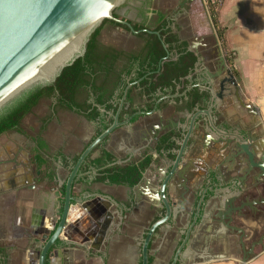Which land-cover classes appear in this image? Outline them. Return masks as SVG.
Returning <instances> with one entry per match:
<instances>
[{
	"label": "flooded vegetation",
	"instance_id": "obj_1",
	"mask_svg": "<svg viewBox=\"0 0 264 264\" xmlns=\"http://www.w3.org/2000/svg\"><path fill=\"white\" fill-rule=\"evenodd\" d=\"M140 1L142 6L136 7L139 16L118 14V18L132 27V23L143 24L149 27L148 32L156 34L152 29L166 22L165 27L173 29L180 42L186 43L187 50L192 47L196 51L200 62L196 61L187 76L190 85L183 93L158 92L155 100L148 99L140 93V80L131 81L133 76H128L127 86L117 89L113 97H109L113 86L106 88V97L117 106L116 111L99 105L91 90L79 93V101H87L100 112L97 120H89L76 112L96 126L87 146L111 126L114 116L118 115L120 126L111 134L125 127L123 138L132 148L120 159L130 157L126 162H140L151 157L145 169H149L147 176L142 175L141 186L135 185L141 194H136L129 205L123 202L125 210L121 222L130 224L125 217L128 210V214L141 217L134 220L138 229H142L140 240L151 225L166 217L169 209L166 222L156 227L151 239V264H250L264 259V121L259 106L245 94L234 69L222 64L223 47L212 19L208 18V25L195 19L197 15L206 14L202 0H156L165 7L162 9L172 8L173 4L176 7L168 15L156 9V15L151 18L144 10L155 0ZM209 14L211 16L210 11ZM107 26L129 33L141 46L126 49L107 45L131 54L143 51L144 42L137 37L139 31L132 34L128 26L125 29L111 23H106L103 29ZM168 57L178 58L170 51ZM118 67L125 69L126 61L121 60ZM194 88L201 93L194 103L191 97H181ZM151 103L154 106L147 110ZM130 107L134 109L132 113L126 111ZM149 114L153 116L150 127L154 134L152 138H144L138 126ZM43 132L34 136L33 143L39 149L44 148ZM111 134L98 144L105 150ZM187 134L188 140L183 146ZM95 148L90 154L100 150ZM115 158L111 164L126 163H118L120 159ZM74 163L72 161V165ZM90 169L97 171L94 167ZM165 181L164 201L161 187ZM3 188L0 187V195L7 194ZM119 211L121 213V209Z\"/></svg>",
	"mask_w": 264,
	"mask_h": 264
},
{
	"label": "crops",
	"instance_id": "obj_2",
	"mask_svg": "<svg viewBox=\"0 0 264 264\" xmlns=\"http://www.w3.org/2000/svg\"><path fill=\"white\" fill-rule=\"evenodd\" d=\"M239 1L224 0L220 20L226 23L229 16L235 25L227 40L237 50L236 64L243 73L245 94L259 106L262 116L264 0H246L243 4H247L246 8ZM257 21L263 24H255ZM234 30L236 33L232 34ZM101 40L126 49L141 46L129 33L111 26L103 29ZM54 104V99H41L24 118L20 129L0 136V187L7 191L6 195H0V264H38L40 247L60 219L57 211L62 208L61 189L65 187L72 161L95 134L96 126L74 111L60 109L54 114ZM152 118L149 114L139 123L144 138H152L154 134L150 127ZM43 125L41 150L33 142ZM125 129L111 134L106 144L107 150L119 159L132 149L123 138ZM99 155L100 150H95L90 158ZM29 160L34 179L28 171ZM88 170L81 167L79 171L72 193L75 201L57 245L49 251L48 264H141L138 237L142 229L134 224L141 217L125 211L131 222L123 225L117 205L101 196H112L123 207L124 201L129 205L140 191L135 186L99 182L96 170ZM258 263L264 264V259L250 264Z\"/></svg>",
	"mask_w": 264,
	"mask_h": 264
},
{
	"label": "trees",
	"instance_id": "obj_3",
	"mask_svg": "<svg viewBox=\"0 0 264 264\" xmlns=\"http://www.w3.org/2000/svg\"><path fill=\"white\" fill-rule=\"evenodd\" d=\"M210 13L222 47L226 51L228 47L226 28L221 25L219 14L214 9H211ZM114 16L119 17L118 14H114ZM106 23L128 29L127 26L115 21L104 20L92 33L84 57L77 58L71 65L65 67L53 84L41 85L25 92L0 112V136L20 129L24 118L43 98L56 100L53 105V113L60 109L73 110L89 120H97L100 117L99 110L87 101H79V93L91 90L99 105H106L108 109L116 111L117 106L110 103L109 98L106 97V88L113 86L112 89H109L111 92L109 97H113L117 89H124L127 86L128 76H133L131 81L140 80L138 86L140 93L148 99L155 100L158 92L183 93L187 90L190 85L187 76L192 73L197 56L194 52L187 50L186 43L180 42L173 29L165 27L166 22L152 29V31L159 32V35L148 32L146 29L149 27L143 24L132 23L133 28L139 31L137 37L144 42L143 51L140 54H131L104 44L100 40V34ZM165 44L167 48H165ZM169 51L177 55L178 58H167ZM121 60L126 61L125 69L118 67ZM185 96L194 99L193 102L191 101L194 103L201 93L198 88H194L181 95V97ZM129 101H132L130 96ZM153 106L154 103L148 104L146 109L150 110ZM133 110L130 107L126 111L132 113ZM44 128L45 125L41 128V133ZM102 130H99L97 135ZM95 149L101 150L100 155L91 159L90 154L82 165V169L87 171L90 167L96 168L98 171L96 180L99 182L134 187L140 182L143 172L151 160V157L148 156L140 162L131 160L123 164H111L116 160L113 153L105 150L102 145H98ZM77 159L78 156L73 159V162H76ZM61 191V196L64 198L65 187ZM46 264H48V260ZM149 264H151V258H149Z\"/></svg>",
	"mask_w": 264,
	"mask_h": 264
},
{
	"label": "water",
	"instance_id": "obj_4",
	"mask_svg": "<svg viewBox=\"0 0 264 264\" xmlns=\"http://www.w3.org/2000/svg\"><path fill=\"white\" fill-rule=\"evenodd\" d=\"M128 1L0 0V112L25 92L41 85L53 84L65 67L71 65L77 58L84 57L92 33L104 20L126 24L131 33L136 34L137 31L129 22L114 16V14H118L117 9L123 7ZM202 1L209 21H211L208 6L205 4V0ZM188 50L196 53L192 47H189ZM221 59L222 64L227 66L228 63L223 52ZM197 62H200L199 57ZM119 126L118 115H115L113 124L94 139L70 167L69 175L64 182L65 194L62 208L57 211L60 219L55 225L53 233L40 247L38 264H46L49 251L57 245V241L67 225L69 212L73 201H75L72 194L73 187L80 174L81 166L91 151ZM188 134L184 139L183 146L187 143ZM129 159L130 157L117 162L123 163ZM148 170L143 173V178L147 176ZM28 171L34 179L30 160ZM141 182L136 187L141 186ZM166 184L165 181L161 187L164 201ZM93 195L98 196V193ZM101 196L115 203L123 214L125 209L120 208L118 201L112 196L105 194ZM168 216L169 209L167 208L166 217L151 225L146 235L140 240L138 239L142 256L141 264H149L151 254L149 246L154 231L158 225L166 222Z\"/></svg>",
	"mask_w": 264,
	"mask_h": 264
},
{
	"label": "rangeland",
	"instance_id": "obj_5",
	"mask_svg": "<svg viewBox=\"0 0 264 264\" xmlns=\"http://www.w3.org/2000/svg\"><path fill=\"white\" fill-rule=\"evenodd\" d=\"M246 0H241V1H239V3H242V7L243 8H246L247 7V4H245V5H243L244 4V2H245ZM223 3H224V0H205V4L207 5V6H209V8H210V10L211 9H214L218 14H219V20H220V11H222V8H223ZM137 5H141V1L140 0H129L126 4H124L123 5V7H120V8H118L117 9V12H118V14L120 15V16H124V15H126V11H129L128 13H127V15L129 16V17H131V18H135L137 15L139 16L140 15V13H138V11H137ZM174 5V6H173ZM172 6V8L170 7L169 9L168 8H166V9H162V7L163 6H160L159 5V3H157L156 2V0L155 1H153L152 3H149V5H148V8H146L144 11H145V13H147V16H149L150 18L151 17H154L156 14L154 13L155 11H157L156 9H162L164 12H163V15H168V13H170V12H172L174 9H175V7H176V4H173ZM142 6V5H141ZM187 6V5H186ZM163 8H165V7H163ZM204 8H205V6H204ZM192 9H193V7H192ZM206 9V8H205ZM209 10V11H210ZM228 10H229V6H228ZM206 11V10H205ZM255 12V11H254ZM195 15V14H194ZM203 16V17H202ZM205 16V17H204ZM199 17H201V18H199ZM195 19H197V20H199V23H204V24H207L208 25V23L207 22H209L208 21V15H207V13L206 14H204V13H202V14H200V16L199 15H197L196 17H195ZM227 20V22L225 23L224 21H222L221 22V20H220V22H221V25L222 26H224L225 28H226V40H227V37H228V34H229V31L230 30H233L234 28H235V25H233L232 23H231V21L229 20V16L226 18ZM151 21V20H150ZM264 22V21H263ZM263 22H259V21H257V22H255V24H258V25H262L263 24ZM186 23L188 24L189 22L188 21H186ZM210 23V22H209ZM203 24V26H205ZM211 29V28H210ZM211 31V30H210ZM232 34H235L236 33V30H234V31H232L231 32ZM187 35V34H186ZM190 38V37H189ZM227 42V50L225 51V49H222V51L224 52V55H225V57H226V60H227V62H228V65H229V67L231 66V68H233L234 69V72H235V74L239 77V79H240V81L242 82V85L244 86V84H245V82H244V78H243V73H242V71H240V69L237 67V62H236V60H237V50L235 49V48H233V47H231L230 46V44H229V42H228V40L226 41ZM105 44V43H104ZM107 44V43H106ZM264 106V105H263ZM263 116V118H264V114L262 115ZM264 121V120H263ZM259 264V263H258Z\"/></svg>",
	"mask_w": 264,
	"mask_h": 264
}]
</instances>
